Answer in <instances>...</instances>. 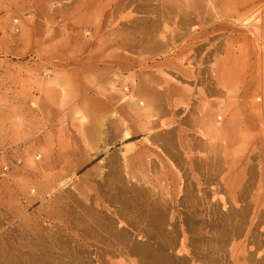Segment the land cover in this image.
Returning a JSON list of instances; mask_svg holds the SVG:
<instances>
[{
  "label": "rangeland",
  "instance_id": "obj_1",
  "mask_svg": "<svg viewBox=\"0 0 264 264\" xmlns=\"http://www.w3.org/2000/svg\"><path fill=\"white\" fill-rule=\"evenodd\" d=\"M0 264H264V0H0Z\"/></svg>",
  "mask_w": 264,
  "mask_h": 264
},
{
  "label": "crops",
  "instance_id": "obj_2",
  "mask_svg": "<svg viewBox=\"0 0 264 264\" xmlns=\"http://www.w3.org/2000/svg\"><path fill=\"white\" fill-rule=\"evenodd\" d=\"M110 68L111 67L105 68V69L106 70H111ZM106 80L107 79H105L104 76L100 79V81L105 86L107 85V84H105ZM73 93H74L75 96L71 98V102L68 104L67 109H64V114H67L69 116H73L72 114L78 113L77 111L79 109L85 110V112L87 114H90V116L91 115L95 116L96 114H104V113H106V111H108V109L111 106L109 101H106V100H104V98H101V102H102V107L101 108L90 107L91 105L89 106V102L93 101L92 99L99 100V98L97 96L89 97L88 95L83 94L85 97L82 99L81 98L82 94H79V90L77 89V87H74ZM84 100H85V103H84ZM86 101H87L88 104L86 103ZM75 109H77V111H74ZM93 119H94V117H93ZM96 120H99V119L98 118L94 119V121H96Z\"/></svg>",
  "mask_w": 264,
  "mask_h": 264
},
{
  "label": "trees",
  "instance_id": "obj_3",
  "mask_svg": "<svg viewBox=\"0 0 264 264\" xmlns=\"http://www.w3.org/2000/svg\"><path fill=\"white\" fill-rule=\"evenodd\" d=\"M188 233L190 234V231L187 229Z\"/></svg>",
  "mask_w": 264,
  "mask_h": 264
}]
</instances>
